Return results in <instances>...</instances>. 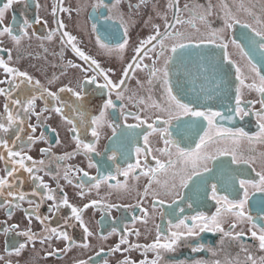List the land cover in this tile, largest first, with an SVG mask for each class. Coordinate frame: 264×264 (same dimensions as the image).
Wrapping results in <instances>:
<instances>
[{
  "label": "snow or ice",
  "instance_id": "obj_1",
  "mask_svg": "<svg viewBox=\"0 0 264 264\" xmlns=\"http://www.w3.org/2000/svg\"><path fill=\"white\" fill-rule=\"evenodd\" d=\"M149 2H129L127 12L122 9L124 0H111V3L94 0L91 3L89 16L95 21L91 23V34L99 54L123 59L130 46V29L135 24L132 13L139 14L141 7ZM16 4L27 7V0H0V45L6 36L18 50L25 39L35 37L51 42L58 36L63 48L70 46L71 52L82 61L74 63L69 60L64 68L78 69L83 77L77 79L74 85L64 84L53 91L29 72L11 66L12 49L0 46V52L7 53V62L0 57V69L4 73V79H0V85H4L0 87V97L4 98L3 111L0 112V161L5 164L4 175L0 177V197L4 198L0 208L5 209L10 221L14 210L21 209L22 203L29 205V208L23 209L27 221L24 229L18 223L5 222L2 226L5 237L14 233L23 238L11 246L10 253L20 257L27 247L34 249L37 242L44 245L55 239L63 241L64 246L52 248L46 256H59V253L67 254L74 248L89 249L90 238L94 235L107 240L108 236L94 234L90 230L84 213L90 208H98L103 216L121 205L102 202L103 198L90 200L82 206L76 205L70 202L60 180L79 189L76 195L84 199L93 189L99 190L105 184L110 190L130 191L128 178L131 175L133 180L140 176L148 178L143 192L137 194L139 200L135 205L142 216L133 217V225L137 221L148 223V210L142 206L148 197H151L153 211L159 208L161 220L165 215L176 219L175 222L170 219L163 228L156 224L155 238L147 244L129 242V236L141 235L138 229L125 224L120 234L113 226L108 235L119 234L120 239L115 247L110 248L108 255L139 250L143 258L138 264H264V152L257 154L254 148L257 144L264 145V0H232L231 4L228 0H219L216 16L223 22L221 28H213L209 22L208 18L214 10L210 2L207 5L180 6L179 0H168L164 12L156 11V18L162 24L152 23L150 34L138 40L130 62L122 68L118 80L112 79V69H105L94 56L83 51L78 46L77 37L66 30V24L58 14L71 17L73 9L65 6V0H55L52 4L51 15L55 27L43 38L36 36L35 32L29 33L33 21L27 18L16 25L5 24L6 14ZM39 7L37 3L36 8ZM76 11L79 14V9ZM184 13H187V19L182 18ZM15 19L13 17V21ZM40 22L41 18L37 15L34 23ZM147 24L148 21H145ZM197 24L203 25L205 30L202 31ZM185 25L190 31L183 30ZM236 26L245 31L238 38H232ZM230 48L236 50L239 59L230 53ZM60 55L62 57L63 53ZM146 60L150 63H145ZM230 69L235 70L234 96ZM137 71L146 74L147 100L151 101L150 104L143 96L139 99L135 95L125 96L128 91L126 81ZM64 75L66 71L54 74L48 80V85L56 84ZM136 83L144 88L139 79ZM88 85L106 91L107 98L103 100L98 114L89 113L85 107ZM157 85L161 90L159 101L151 95ZM247 93H255L257 98L244 100ZM62 94H68L73 98L72 102L65 101ZM214 99L219 100L218 105L206 102ZM38 101L43 104L39 110ZM116 101H120L119 105ZM129 103H133L138 110L128 111ZM149 109L154 111L149 114ZM52 114L69 126L67 131L75 147L62 155H56L52 146L41 148L43 158L35 160L27 153L38 142L48 143L43 130L39 135L36 133L38 127L43 129L46 126ZM250 116L256 118L258 130L254 135L242 127L222 126V122L231 124L236 117L244 120ZM33 117L35 123L31 122ZM129 118L136 123H126ZM121 120L125 123H119ZM173 122H176L175 132L170 130ZM105 127L111 129V136L108 137V151L103 155L107 156L110 164L104 160L94 162L93 154L101 156L102 153L97 150L95 142H85L82 138V131L90 130L94 141H99ZM48 131L56 136L55 144L59 146L61 140L57 128L49 126ZM154 135L164 145L155 150L158 155L150 147V137ZM173 136L177 139H173ZM141 137L143 147L139 146ZM185 141H188L187 146ZM242 142L249 145L246 150L240 149ZM133 145H137L134 148L137 159L135 163H127V167L122 168L117 157L127 161L133 154ZM79 155L85 157L88 168L97 169V175L61 163ZM141 155L145 161L152 156L155 166L149 167L147 163L142 166ZM46 162L47 165L56 162L55 173L46 167ZM257 163L260 171L256 170ZM113 166L114 174L111 171L103 174ZM61 169L63 175L60 174ZM249 169L256 178H247ZM138 170L139 175H135ZM21 171L33 184L30 192L21 190L25 183L18 175ZM41 172L55 181V189L38 174ZM119 176L125 180L121 182L117 179ZM46 201H51L48 214L40 215V208ZM207 201L215 205V211L211 214L198 210ZM182 202H188L187 207L193 209L195 214L183 215ZM61 209L69 210V215L61 218L60 225L51 226V220L59 216ZM249 209L255 210L256 216ZM33 218L41 225L40 232L33 230ZM225 223H228L227 228L224 227ZM70 227L82 230L80 243L70 235ZM237 228L240 230L237 231ZM203 233L218 234L216 245L200 242ZM245 239L256 243L248 246L244 243ZM231 243L239 245V252L235 255L228 251L227 246ZM121 245L126 247L122 249ZM181 247L188 248L192 258H176ZM5 251H9L7 245ZM102 252L103 248L95 255L100 257ZM201 252L207 253L211 259L195 258V254ZM3 259L0 257V260ZM92 260L93 257L89 256L88 259L79 260L78 264H90ZM103 264H108V261L104 260ZM119 264L137 262L125 256Z\"/></svg>",
  "mask_w": 264,
  "mask_h": 264
},
{
  "label": "flooded vegetation",
  "instance_id": "obj_2",
  "mask_svg": "<svg viewBox=\"0 0 264 264\" xmlns=\"http://www.w3.org/2000/svg\"><path fill=\"white\" fill-rule=\"evenodd\" d=\"M94 0H65V6L71 7L73 9L71 17H69L67 14L60 13L59 18L63 19L64 23L66 24V30L69 31L72 35H75L77 37L78 46L85 51L87 54H90L94 56L100 62L101 66L105 69H112L113 80H118L122 68L130 62L131 56L133 55V48L137 44L138 40L141 38H145L147 35L151 32V25L152 23L162 24V22L156 18V11L164 12L165 6L168 3V0H150V2L146 6H142L140 9L139 14H136L135 12L132 13L133 19L135 21L134 27L130 29V46L126 50V53L123 57V59H120L119 57L113 55V56H107V55H101L98 53L94 37L91 34V23L95 22L93 17L89 16V13L92 12L91 9V3H93ZM106 3H111V0H105ZM131 2L132 4H136L138 0H124V3L122 5V9L127 12L128 11V3ZM211 3L214 6V14L209 17V22L213 28H221L223 27L222 20L218 19L216 16V9L219 6V0H204L202 5H207L208 3ZM39 4V9L36 8V4ZM55 3V0H27V7H25L23 4H16L13 6V8L6 14L5 18V24L13 23L14 25L22 23L24 18H27L30 21H33V27L28 29L29 33L35 32L36 36H39L43 38L47 35L48 31L53 29L55 27V24L53 23L52 15H51V6ZM228 3H232V0H228ZM180 6H183L184 4H189L192 6L193 4H197V0H179ZM155 6V7H154ZM77 9H79V14H77ZM39 15L41 18L40 23H34V18ZM169 15H171V12L169 11ZM13 17H15V21H13ZM182 18L187 19V13H184L182 15ZM145 21H148L147 26L145 25ZM46 22V24H45ZM198 27L201 28L202 31L205 29L203 28V25L197 24ZM185 31H190L187 25L184 26ZM245 31L244 29H241L239 26H236L232 31V38H238L240 33ZM3 43L2 47L4 48H11L12 49V61L11 66H15L19 68L22 71H27L29 74L34 76L36 79H39L41 83L47 87H50L51 90L55 91L57 87L63 86L64 84H72L74 85L77 81V79L82 78L83 74L79 72L78 69H65L64 65L67 63V61L71 60L74 63H82V61L79 60L70 50V46L68 48H63V46L59 43V37H54L51 42L47 40H37L35 37H33L31 40L25 39L22 42L21 48L18 50L13 47L12 42L10 39L6 36L2 38ZM41 44H43V47H41ZM47 49V51H45ZM212 51H217L215 49H212ZM230 53L236 58L239 59L236 50L230 48ZM63 53V56L61 57L60 53ZM18 53L20 58L17 59ZM0 57H4L7 62V53L6 52H0ZM145 63H150V61H145ZM232 72V88H233V96H234V88H235V70L230 69ZM61 71H66V75L62 76L60 80L53 85H48V80L55 74L59 75ZM0 79H4V73L2 69H0ZM139 79L141 83L144 84V88L142 89L139 85H137L136 80ZM146 74L143 72L137 71L134 74L130 75V78L126 81V87L128 91L125 93V96H133L135 95L136 99H139L141 96L145 98L146 103H151V101L147 100V97L149 93L147 92V84H146ZM103 82L102 80L100 81ZM251 82L250 80L248 81ZM4 85H0V87H3ZM190 87V86H189ZM86 95H85V107L91 114H98L99 108L102 106L103 100L107 98L106 91L96 89L94 85H88L86 86ZM161 90L159 86H155L151 95L153 99L159 101ZM63 99L69 103L72 102V99L68 94H62ZM113 100H115V96L112 97ZM257 97L255 93H247L244 96V100H255ZM207 103L219 104L218 99H214L211 101H206ZM117 105H119L120 101H116ZM227 103V102H225ZM3 104H4V98L0 97V112L3 111ZM42 102H37V108L39 110L40 107H42ZM233 108H234V102H233ZM247 106V105H246ZM140 107H144L141 105ZM256 107L258 108L259 105L257 104ZM128 111H137L138 109L133 106V103L128 104ZM226 110V109H224ZM111 111V110H110ZM154 109H149V114L153 112ZM118 114V112H117ZM48 115V114H46ZM143 115V113H142ZM111 119V118H110ZM255 117H246L244 120H240L239 117H236L231 124L227 122H222L223 127H242L245 131H248L250 135H254L255 132L258 130L255 123ZM32 123H35V117L32 118ZM119 123L123 124L125 121L121 120ZM126 123H136L135 120L129 118ZM56 127L59 132V138L61 140V144L57 146L55 144L56 136L48 131V127ZM69 126L63 124L59 117L55 116V114H52V117L50 120L47 121L46 126L41 129L40 127L37 128L36 135H39L40 131L43 130L45 136L48 139V143L45 144L44 142H38L35 144L31 151H28V155H31L33 159L39 160L43 157L40 154L41 148H47L49 146H52V150L56 155H62L65 152L72 151L75 147L74 142L71 140V136L67 131V128ZM176 129V122H173V125L171 127V131L175 132ZM137 131H140L137 129ZM27 134V133H26ZM111 136V129L105 127L102 130V135L99 141H94V138L91 136L90 130L88 132L82 131V138L85 142H95L97 146V150L101 151V156H95L93 154V161H100L104 160L107 164H110V161H107V156L103 155L104 152L108 151V146H110V141L108 137ZM173 139H177V137L173 136ZM198 139V138H197ZM188 145V141H185V146ZM137 145H133V154L127 159V161L120 160L119 156L117 157L119 165L123 167H127V163H135L137 157L134 154V148ZM139 146L143 147V139L142 137L139 140ZM163 142L159 140L157 136L150 137V147L153 150V153L158 155V153L155 152L157 148L163 147ZM194 147V144L192 145ZM249 147V145L246 142H242L240 145L241 150H246ZM255 152L257 154L264 152V145H255ZM110 154V152H109ZM141 160V164L143 166L144 163H147L149 167H154L155 163L152 156H148L147 160L145 161L143 155L139 157ZM30 163V162H27ZM67 165H71L74 167H80L85 171H88L90 175H97V169L96 168H88L87 166V160L83 155H79L74 157L71 160L61 162ZM10 167V166H9ZM46 167L50 168L53 173L56 172V162L51 163L50 165H47ZM114 167L111 169L105 170L103 174L107 175L109 171H111L114 174ZM256 170L260 171V165L257 163L255 165ZM4 168L5 164L0 161V177L4 175ZM39 175L44 177V181L49 184L50 187L56 188V183L53 179H51L48 176H44V173H38ZM61 175H63V169H61L60 172ZM21 178L25 180V183L22 187V191L24 192H30L33 184L31 181L27 179V174L23 173L22 171L18 174ZM135 175H139V170L135 173ZM247 178H256L255 173L252 172L250 169L247 172ZM75 182H79L78 180H75V177L73 178ZM118 180L123 182L125 178L123 176L117 177ZM162 179V177H161ZM148 182V178L144 176H140L139 179L133 180L131 179V175L128 178V184L130 187V191L128 192H122V191H116V190H110L107 185H101L99 190L93 189L91 192H89L84 199H80L77 197L76 193L79 191V189L75 188L72 185H67L63 180H60V184L64 187L65 193L68 195V198L70 202L76 204V205H83L84 203L89 202L90 200L96 199L100 200L103 198L102 202L105 203H115L121 205L119 208H115L111 210V213L105 212L103 216H101V213L99 209H88L84 213V220L89 226L90 230L95 234L99 233L100 235L108 236L107 240H101L99 236L94 235L90 238V245L91 247L89 249H81V248H74L71 251H69L67 254L59 253V256L53 255V256H46L47 251H50L52 248H62L64 246L63 241H57L53 240L50 243H46L44 245H41L39 242H37L34 246V249L32 246H29L25 249V251L22 253L20 257H16L14 253H10L11 246L14 243H17L19 241H22V237L15 236L14 233H10L7 237H5L2 234V226L7 222L8 224L11 223H18L20 225L21 229H24L27 225V221L25 218V213L23 209L29 208V205L25 202L22 203L21 209L14 210L13 212V218L12 220H7L6 211L4 208H0V257H3V260H0V264H6V262H10V264H78V261L81 259H88L89 256L93 257V260L90 262V264H103L104 260L108 261V264H119V261H121L125 256L130 257L132 260L136 261L137 264L140 259H142L141 252L139 250H131L130 252L124 253V252H117L113 253L111 255H108V252L110 248L115 247L119 243L120 235L119 234H113L108 235L111 231V228L115 226L118 230V233L122 234L124 230V225L127 224L129 228H135L138 229L141 232V235L139 237H136L135 235L129 236V242L130 243H140V244H147L151 243L152 240L155 238V232L156 224H160L161 227H166L168 221L171 219L173 222H175V217H169L168 215H165L163 220H161L160 217V210L157 208L155 212L153 211L151 207V197L145 198L142 206L145 207L148 210L149 213V220L147 224L142 223L141 221H137L134 225L132 224V218L133 217H139L142 216V213L140 212L139 208H136L135 205L139 200L138 193L143 192V189L145 185ZM109 183H116V181H109ZM155 187V185H153ZM87 191V190H86ZM60 195V194H58ZM259 195V194H257ZM3 197H0V203H3ZM35 199V198H33ZM170 202V201H169ZM51 203V201H46L40 208V215H47V209L48 205ZM188 202H182L180 204V207L184 208L183 215H194L195 211L193 209H189L187 207ZM124 205H133V207H124ZM195 207V206H194ZM199 211L205 212L206 214H211L215 211V205L212 201H207L203 205L199 206ZM168 209L165 208V212H167ZM251 211L253 216H256V211L249 209ZM69 215V210L67 209H61L59 216L56 218H53L51 220V226L56 227L62 223V217H65ZM264 215V214H262ZM225 228L228 227V223H225ZM245 231L247 230V226L245 225ZM32 228L36 232H40L41 225L38 221L33 218ZM240 229L237 228V231ZM70 235H72L73 239L80 243L82 241V230L78 227L75 228H69ZM219 240V235H213L210 233H203L201 234L200 242L209 245V246H215L216 243ZM194 243V242H193ZM244 243L248 246H254L256 242L252 241L251 239H245ZM9 248V251H5V247ZM124 245H121V248L123 249ZM228 251L235 255L237 252H239V245L237 243H231L228 246ZM101 248H103V252L101 253L100 257H97L95 254L97 251H100ZM243 255V254H241ZM23 257L25 260H23ZM149 258H151V254H149ZM176 258L183 259V258H192V254L190 253V250L185 247H181L179 251L176 253ZM195 258H202V259H211V257L205 253L201 252L198 254H195Z\"/></svg>",
  "mask_w": 264,
  "mask_h": 264
},
{
  "label": "rangeland",
  "instance_id": "obj_3",
  "mask_svg": "<svg viewBox=\"0 0 264 264\" xmlns=\"http://www.w3.org/2000/svg\"><path fill=\"white\" fill-rule=\"evenodd\" d=\"M203 2H204V0H197V4H201L202 5ZM213 14H214V11H213ZM23 260H25L24 257H23Z\"/></svg>",
  "mask_w": 264,
  "mask_h": 264
}]
</instances>
